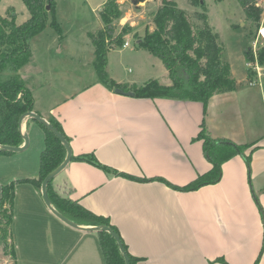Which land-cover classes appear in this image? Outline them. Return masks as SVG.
<instances>
[{"label": "crops", "instance_id": "1", "mask_svg": "<svg viewBox=\"0 0 264 264\" xmlns=\"http://www.w3.org/2000/svg\"><path fill=\"white\" fill-rule=\"evenodd\" d=\"M262 24L263 18L264 29ZM147 27L153 30L148 23L142 33ZM131 49L139 70L132 79H123L116 69L124 51ZM106 70L118 84L139 87L159 80L171 85L162 62L130 44L108 52ZM249 70L246 83L231 70L235 90L211 97L206 112L199 102L116 94L96 78L77 77L69 92L61 98L55 94L45 106L33 91V112L60 123L72 156L93 154L101 164L138 177H161L184 186L207 173L211 164L202 143L193 141L203 122L214 139L252 144L245 152L251 154L249 174L244 160L235 156L222 165L217 184L197 191L179 192L157 181L133 182L71 161L53 179V192L107 218L129 254L143 259L141 264H222L217 259L254 264L262 247L257 264H264V66L258 75ZM24 130L27 149L0 155V185L18 183L10 227L15 264H104L97 234L59 221L45 206L40 188L26 182L38 179L44 134L35 122L26 121Z\"/></svg>", "mask_w": 264, "mask_h": 264}, {"label": "trees", "instance_id": "2", "mask_svg": "<svg viewBox=\"0 0 264 264\" xmlns=\"http://www.w3.org/2000/svg\"><path fill=\"white\" fill-rule=\"evenodd\" d=\"M186 1L191 7L200 8V11L189 14L179 9L174 1L162 0L157 9L149 14L153 30L149 31L147 27L144 35L138 37L139 42L136 43L138 49L148 52L162 62L168 72L171 85L163 86L157 80H149L137 87L118 84L107 73L108 52L116 47H122L131 27L124 26L116 32V23L123 15V4L117 0H106L99 11L102 28L87 34L94 48L93 65L98 83L110 91L121 89L125 92H133L134 97L139 99L162 98L181 102H199L203 105L204 112H206L211 97L234 91L236 83L231 76L225 47L219 34L209 23L204 2L202 0ZM237 1L246 20L251 22L256 29L259 28L263 12L258 5V0ZM22 2L30 14L29 20L22 25H16L13 18L6 19L0 16V73H10L7 80L0 81V110L3 114L0 120V144L14 147L23 143L18 130V121L23 114L33 111L34 103L32 91L26 87L25 82L17 73L30 62L29 41L45 28L47 15L53 11L55 6L54 0H22ZM47 5L50 6L49 12L46 10ZM52 26L59 31L56 22H53ZM244 56L248 63L254 61L251 49L245 50ZM256 56L257 63L264 66V44L256 49ZM47 121L69 142V138L64 134L57 120L50 117ZM27 122H35L44 134V147L39 157L38 179L26 181L40 188L44 178L62 163L66 152L59 139L45 126L31 119ZM193 141L202 143L203 156L211 164V169L207 173L198 175L184 186H176L161 177L145 178L117 171L101 164L93 154L72 156L71 161L85 162L107 175L133 182H161L179 192L197 191L202 187L217 184L222 177V165L235 156H240L244 160L248 174L250 173L251 154L246 155L245 152L252 144H236L226 139H214L204 122ZM11 154V152L0 151V155ZM52 181L47 187L48 197L62 215L80 225H105L111 228L120 238L130 264H141L143 259L129 254L118 230L110 224L107 218L96 216L77 202L54 193ZM17 184V182H11L2 186L0 215L5 227L3 228L5 230L1 229L2 237H6L10 232ZM253 199L263 216L262 208L255 195ZM5 206L9 208H4ZM96 234L104 264H125L116 240L106 232ZM262 251L263 247L254 264L259 262ZM12 256L15 259L14 249ZM217 261L227 264L222 259H217Z\"/></svg>", "mask_w": 264, "mask_h": 264}, {"label": "rangeland", "instance_id": "3", "mask_svg": "<svg viewBox=\"0 0 264 264\" xmlns=\"http://www.w3.org/2000/svg\"><path fill=\"white\" fill-rule=\"evenodd\" d=\"M54 1V9L47 15L45 28L29 41L31 49L29 65L24 66L22 71L17 73L20 77L23 76L21 79L25 82L26 87L32 93L33 91L36 93L39 104L43 106L53 101L55 94H60L58 98H61L64 93L69 92L77 77L86 81L97 79L93 65L94 48L87 34L102 28L99 18L102 5H97L105 0ZM117 1L123 4V15L116 23V32H119L124 26H130L131 30L125 36L124 41L126 40L130 44V48H135L137 46L136 39L139 35H144L142 33L144 27L150 23L149 14L152 10L157 9L162 0L141 4L136 9L131 6L130 0ZM172 1L177 4L179 9L189 14L200 11V8L191 7L186 0ZM202 1L211 27L219 34L223 42L230 68L235 73L233 77L243 79L242 82H245V77L250 73L244 52L248 48H252L254 39H258L259 42L257 49L263 46L262 38L258 36L261 26L256 29L251 22L246 20L237 0ZM258 5L263 12L262 25H264V0H258ZM0 16L6 19L13 18L16 25H22L30 18L22 0H0ZM53 22L58 24L59 31L52 26ZM132 50L134 49L124 51L125 56L122 59V64L118 65L116 69L119 77L123 79H132L139 70V65L130 55ZM153 75L160 77V74L155 72ZM9 77L10 73H0V81H5ZM1 113L0 110V120L3 115ZM4 208L8 209L9 207L5 206ZM2 223L4 222L0 215V264H15L10 232L8 231L6 237H2L1 229L5 228Z\"/></svg>", "mask_w": 264, "mask_h": 264}, {"label": "water", "instance_id": "4", "mask_svg": "<svg viewBox=\"0 0 264 264\" xmlns=\"http://www.w3.org/2000/svg\"><path fill=\"white\" fill-rule=\"evenodd\" d=\"M156 2V0H130V4L133 8H138L141 4L144 3H148V2ZM46 10L49 12L50 11V6H46ZM250 49V48H248ZM116 94H120V95H126L129 97H133L134 93L133 92H125L121 89H115L114 90ZM29 119L31 120H35L36 122H38L39 124H42L43 126H45L48 130H50L60 141V143L64 146L65 149V157L64 160L62 161V163L56 168L54 169L52 172H50L43 180V182L40 185V191H41V196H42V200L45 204V206L47 207V209L50 211V213L57 218L59 221H61L62 223H64L65 225L69 226L70 228H73L75 230L78 231H82V232H90V233H99V232H106L108 234H110L115 240L116 243L119 247V250L123 256L124 259V263L125 264H130L129 258L126 255L123 247H122V243L120 241V238L118 237V235L116 233H114L112 231L111 228L105 226V225H100V226H85V225H80L77 224L75 222H72L71 220H69L68 218H66L64 215H62L51 203L49 197H48V193H47V187L49 182H51L56 176H58L62 171L65 170V168L67 167V165L71 162V157H72V152H71V148L69 146V142L67 140H65V138L59 133V131L53 127L52 125L49 124V122L47 120H45L44 118H42L40 115H38L37 113L31 111V112H27L25 114H23L19 121H18V130L21 134L23 143L22 145L18 146V147H14V146H9V145H1L0 144V151H4V152H11V153H19V152H23L25 149H27L28 145H29V139L27 136V133L24 130V124L26 123V121H28ZM1 197H2V186L0 185V201H1Z\"/></svg>", "mask_w": 264, "mask_h": 264}, {"label": "built area", "instance_id": "5", "mask_svg": "<svg viewBox=\"0 0 264 264\" xmlns=\"http://www.w3.org/2000/svg\"><path fill=\"white\" fill-rule=\"evenodd\" d=\"M263 28H261V29H259V31H258V36L259 37H261L262 38V45L264 44V30H262ZM128 45H129V43L128 42H125L124 44H123V48H126V47H128ZM257 45H258V39H256V41L253 43V46H252V48H251V50H252V53H253V57H254V63H251V62H249L248 64H247V66L251 69V70H253V71H255L256 72V74L258 75V72H259V65L257 64V60H256V49H257ZM252 64H253V66H252Z\"/></svg>", "mask_w": 264, "mask_h": 264}, {"label": "bare ground", "instance_id": "6", "mask_svg": "<svg viewBox=\"0 0 264 264\" xmlns=\"http://www.w3.org/2000/svg\"><path fill=\"white\" fill-rule=\"evenodd\" d=\"M263 30V29H262Z\"/></svg>", "mask_w": 264, "mask_h": 264}]
</instances>
